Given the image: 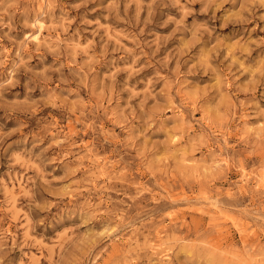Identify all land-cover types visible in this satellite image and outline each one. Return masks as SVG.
I'll return each mask as SVG.
<instances>
[{"label":"rangeland","instance_id":"1","mask_svg":"<svg viewBox=\"0 0 264 264\" xmlns=\"http://www.w3.org/2000/svg\"><path fill=\"white\" fill-rule=\"evenodd\" d=\"M0 264H264V0H0Z\"/></svg>","mask_w":264,"mask_h":264}]
</instances>
